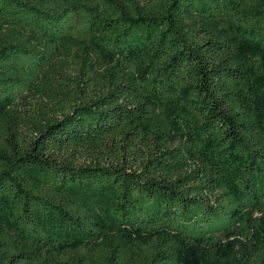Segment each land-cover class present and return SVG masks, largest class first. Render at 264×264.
I'll use <instances>...</instances> for the list:
<instances>
[{"label": "trees", "instance_id": "16d2710c", "mask_svg": "<svg viewBox=\"0 0 264 264\" xmlns=\"http://www.w3.org/2000/svg\"><path fill=\"white\" fill-rule=\"evenodd\" d=\"M0 264H264V0H0Z\"/></svg>", "mask_w": 264, "mask_h": 264}]
</instances>
